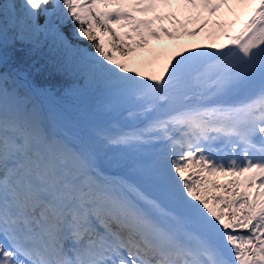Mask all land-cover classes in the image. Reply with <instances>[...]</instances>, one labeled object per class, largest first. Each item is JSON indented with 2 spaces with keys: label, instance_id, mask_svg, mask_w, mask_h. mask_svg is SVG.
Masks as SVG:
<instances>
[{
  "label": "snow or ice",
  "instance_id": "1",
  "mask_svg": "<svg viewBox=\"0 0 264 264\" xmlns=\"http://www.w3.org/2000/svg\"><path fill=\"white\" fill-rule=\"evenodd\" d=\"M171 4L0 0V264H264V0H176L184 23L157 12ZM207 28V46L130 66ZM17 44L120 123L66 127Z\"/></svg>",
  "mask_w": 264,
  "mask_h": 264
},
{
  "label": "rangeland",
  "instance_id": "2",
  "mask_svg": "<svg viewBox=\"0 0 264 264\" xmlns=\"http://www.w3.org/2000/svg\"><path fill=\"white\" fill-rule=\"evenodd\" d=\"M120 2L124 5H127L129 3L134 2V0H120ZM137 18L140 16V13H134ZM188 15H190L188 13ZM184 16L181 21L182 23L186 22L187 16ZM173 26L169 27L171 30ZM194 27L193 24H187L188 30H191ZM197 35L192 36L193 38H196ZM187 35H181L179 36L178 39H173V40H168L167 38H163L160 41H152V44L154 46V51H151L149 49H146L142 52H139L142 54V56L146 57L147 60L145 61L144 64L150 65L154 63H162V60L165 58L166 54L169 53L170 50L178 52L179 47L181 44L184 42H187L188 39H185ZM138 53V54H139ZM78 98L82 97L81 95L77 96ZM41 103L45 106L47 110H49L53 115H55L57 118L62 121V119H66V123H69L70 125L76 124V121H72L71 118L76 117L82 121L84 125H91V124H96L99 123V125L105 126L108 125V123L113 119L114 115H117L118 113L116 112H106L102 108V99L96 94L93 97H88L86 98L83 103L77 104L76 102L68 103L64 105V108L68 111V114L66 115L65 110L58 104L48 101L47 99H44L41 101ZM94 110H100L104 111L102 114L98 117L96 114L93 113ZM116 122V121H115ZM119 124V123H117ZM86 128V126H85ZM74 133H77L81 136V138H90V132H87V130L83 131H75ZM117 158H124V159H129V157H122L120 153L115 154ZM113 171H115L113 169Z\"/></svg>",
  "mask_w": 264,
  "mask_h": 264
},
{
  "label": "trees",
  "instance_id": "3",
  "mask_svg": "<svg viewBox=\"0 0 264 264\" xmlns=\"http://www.w3.org/2000/svg\"><path fill=\"white\" fill-rule=\"evenodd\" d=\"M174 3L172 2L171 7L159 6L160 14L167 13H182L178 11H173ZM153 13L140 14L138 18L146 19L151 18ZM42 22V21H41ZM164 26H171L167 21L164 22ZM120 31H125L126 29H119ZM67 31V30H66ZM153 41V40H152ZM152 41L149 42L147 49L154 51V46ZM86 44V42H85ZM89 50H91V47ZM8 55L13 58L16 63L25 62V63H34L36 68L39 70L36 73V81L41 85H49L52 87L53 95L50 97L63 103L67 104L69 102H76L77 104L83 103V101L88 97H93L94 93L88 91L82 86L81 81L71 74H65L63 72H58L54 70L50 63H46L45 59L40 55L34 57H29L27 55L26 49L22 48L17 44L15 49H7ZM81 95L82 97L78 98L77 96ZM218 182H223L225 180L231 179V177H216Z\"/></svg>",
  "mask_w": 264,
  "mask_h": 264
},
{
  "label": "bare ground",
  "instance_id": "4",
  "mask_svg": "<svg viewBox=\"0 0 264 264\" xmlns=\"http://www.w3.org/2000/svg\"><path fill=\"white\" fill-rule=\"evenodd\" d=\"M206 15V14H205ZM214 19L217 17H213ZM218 18L227 21L229 19H231L232 17L226 12V10H222L221 14H218ZM210 31V28L204 29L201 32H199L196 36V38H193L192 36H187L185 37V39H188L187 42H184L183 44L180 45L179 50L178 51H183V49L185 47L191 49L194 48L196 46H207L209 43H211V38L209 37L208 33ZM176 53V51L170 50L168 54H166L165 58L162 60V63H154V64H150V65H146L144 64L145 61L147 60L146 57L142 56V54H137L134 62L130 65L132 67H135L137 70L143 71L145 72V74H148L150 72H152L153 70L157 69L160 65H162L164 63V60L169 57L172 56ZM102 112L104 111H98V110H94L93 113L96 114V116H100L102 114ZM113 119L116 121H110L108 123V125H106V127L110 126L113 123H120V118L119 115H114ZM62 123H64V121H61ZM101 127H105L102 125H99V123L96 124H91L89 126H87L86 128L84 127V125L82 124V121L80 119H78L76 125H75V129L77 131H83V130H87V132H92V130L96 129V128H101Z\"/></svg>",
  "mask_w": 264,
  "mask_h": 264
}]
</instances>
